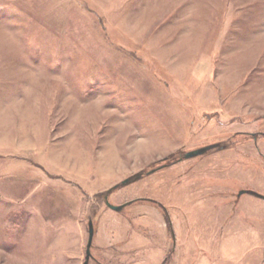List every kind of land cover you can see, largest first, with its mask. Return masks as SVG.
<instances>
[{"label": "rangeland", "instance_id": "374dc122", "mask_svg": "<svg viewBox=\"0 0 264 264\" xmlns=\"http://www.w3.org/2000/svg\"><path fill=\"white\" fill-rule=\"evenodd\" d=\"M91 223L88 264H264V0H0V264Z\"/></svg>", "mask_w": 264, "mask_h": 264}, {"label": "water", "instance_id": "95a60500", "mask_svg": "<svg viewBox=\"0 0 264 264\" xmlns=\"http://www.w3.org/2000/svg\"><path fill=\"white\" fill-rule=\"evenodd\" d=\"M209 149H211L210 147H206V148H202V149H199V150H196V151H193V152H190L186 155V158L187 159H190V158H194V157H197V156H200V155H203L205 154ZM244 192H242L241 194H243ZM107 206L109 208H111L112 210L114 211H121L124 207H126V205L128 204H125V205H122V206H113L111 205L108 201H107ZM93 238H94V229H93V224L91 223L90 224V229H89V240H88V244H87V257H86V262L84 264H88V261L91 257V252H90V249H91V246H92V243H93Z\"/></svg>", "mask_w": 264, "mask_h": 264}, {"label": "flooded vegetation", "instance_id": "af4514ba", "mask_svg": "<svg viewBox=\"0 0 264 264\" xmlns=\"http://www.w3.org/2000/svg\"><path fill=\"white\" fill-rule=\"evenodd\" d=\"M254 137L253 138H256L255 135H253Z\"/></svg>", "mask_w": 264, "mask_h": 264}]
</instances>
